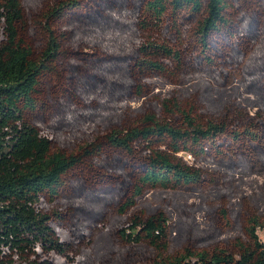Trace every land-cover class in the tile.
<instances>
[{"label":"trees","instance_id":"trees-1","mask_svg":"<svg viewBox=\"0 0 264 264\" xmlns=\"http://www.w3.org/2000/svg\"><path fill=\"white\" fill-rule=\"evenodd\" d=\"M263 5L264 0H55L36 20L44 31L37 43L27 37L31 25L22 0H0V264H38L40 254H65L64 241L54 227L60 211L49 213L45 203L66 194L76 170L89 167L98 172L88 163L103 156L115 168L118 181L108 178L111 173L105 171L96 180L106 179L108 185L125 181V169L131 174L122 160L134 162L135 181L132 178L130 190L116 198L78 184L71 208L96 215L100 208L95 203L101 197L120 214H127L148 189L193 187L202 184L208 172L212 182L221 174L236 179L237 174L263 173L264 11L256 13ZM187 18L185 30L182 21ZM162 24L165 31L160 30ZM149 27L160 31L141 34ZM57 31L71 32L65 39L67 45ZM190 35H196L192 44ZM173 37L180 49L168 42ZM186 46L191 47L190 64L181 53ZM85 47L90 49L84 51ZM77 51L88 59L74 63ZM63 60L72 62L70 68L62 65ZM162 62L184 69L189 65L202 75L206 69L213 78L225 77L230 83L237 79L239 84L234 83L235 92L228 97L234 106L222 112L215 107L213 115L205 117L203 107L186 108L172 96L163 98L159 111L147 112L139 124L113 125L120 111L109 119L111 125L102 137L83 144L79 152L56 147L54 138L33 119L46 107L43 79L49 73L58 78L59 86L65 77L73 86L79 81L74 74L80 73L87 76L85 83L81 91L70 89L71 94L81 104L96 99L102 104L90 111L92 121L80 127L90 133L109 111L127 110L113 98L148 90L149 83L143 79L150 71L166 70ZM207 82L201 78V84ZM241 90L247 92L244 102L258 107L254 114L234 100ZM69 111L64 118L72 121L74 111ZM107 150L123 158L119 162L112 155L107 157ZM181 151L217 165L203 170L190 164ZM225 164L230 172L222 169ZM220 212L222 217L228 211L221 208ZM243 225L248 240L239 238L233 250L222 246L199 249L191 244L167 255L168 216L157 208L144 218L133 217L130 232L121 228L120 237L127 243L153 247L156 257L148 264H264V241L256 232L259 225L264 226V208L247 210Z\"/></svg>","mask_w":264,"mask_h":264},{"label":"rangeland","instance_id":"rangeland-1","mask_svg":"<svg viewBox=\"0 0 264 264\" xmlns=\"http://www.w3.org/2000/svg\"><path fill=\"white\" fill-rule=\"evenodd\" d=\"M54 1L22 0L27 22L31 25L27 34L31 41L38 43L40 40L39 34H44L43 29L38 27L40 24L36 20L42 11L47 9ZM259 11H264V5L260 6L256 13L258 14ZM257 14L253 13L256 17L258 16ZM188 21L189 18L182 21V26L185 30L189 27ZM179 26L183 30L182 26ZM161 27L160 30H166L163 28V24ZM160 30L149 27L141 34L155 35ZM57 33L64 40L63 43L67 45L65 39L67 34L71 32H67L65 35L61 31H57ZM189 39L192 44L196 39V35H190ZM168 42L171 43L172 48H179V43L174 37L169 39ZM70 46V49H74V47ZM89 49V47H85L84 51ZM181 53L184 55V61L190 64L191 47H182ZM77 54L79 56L76 58L77 61H73L74 63L80 62V59H88L82 52L77 51ZM63 57L64 55L60 59H63ZM162 63L167 67L166 70L162 73L150 71L149 76L143 79L149 83L148 90L131 97H120V99L118 98L119 100L113 98V100H117V105L119 104L120 107L126 106L127 110L122 111L118 108L117 110L109 111L106 116L101 117L99 126L91 127L90 133L81 130L80 127L84 122L92 121L90 120L92 119L90 111L102 108V104L97 99L92 100L89 105L81 104L75 98L76 95L71 94L70 90L76 88L77 91H81L87 76L76 73L74 74L75 81L79 80L76 84L72 86L65 77L64 85L59 86L56 85L58 78L54 77L53 72H51L43 79L46 107L43 111L37 113L33 119L43 133L54 138L56 147L79 152L83 144L93 140L98 135L102 137V132L111 125L109 119L113 116H118L120 111L117 121L113 125L139 124L147 112L154 113L156 110L159 111V101L163 98L172 96L186 108L196 107L199 109L203 107L205 112L201 113L205 117H211L215 107L222 112L226 108L234 106L233 100H229L228 97L229 94H234L233 85L234 83L239 84L237 79L230 83L225 77L213 78L206 69H203L206 74L202 75L200 71L195 73V69L190 68L189 65H186L184 69L174 63L169 65H166L165 62ZM70 64L72 62H62V65H67L69 68ZM57 65L59 66L60 64ZM174 70H177L178 73H174ZM201 78L207 79V84H201ZM101 86L107 93L106 86L103 84ZM246 94L247 92L241 90L236 94L234 100L238 99V102L246 105L249 112L254 114L258 107L244 102ZM96 98L102 99L99 96ZM69 110L74 111L72 112V121L64 118L66 112H71ZM140 151L137 150V152ZM140 154L144 155L146 152L141 151ZM179 154L184 156L190 164L206 171H210L212 166L217 165L215 162H209L207 158L195 160L193 156L184 151ZM110 155L114 159L117 158L120 162L122 157L120 153H113L112 150H107V155L105 156L108 157ZM95 160H89L90 163L88 165L92 164L93 168L97 169L98 172L91 170L89 167L76 170L71 175L76 184L71 182L72 186L56 202L45 203L49 213H53L54 210L60 211L61 217L58 220V216L54 218V227L64 241L65 250L63 253L65 254L55 251L49 254H40V258L37 260L38 264H148L156 257L155 249L145 243L131 244L125 242L120 237V229L123 228L126 232H130L129 221L133 217L144 218L157 208H163L168 216L170 234L169 239L166 240L168 251L164 252L167 255L180 252L186 245L191 244L199 249L222 246L233 250L236 248L234 243L239 238L242 241L248 240L243 225L246 211L255 210L256 208L262 210L264 208V172L237 174L236 179H229L221 174L216 182H212V175L208 172L203 183L193 187L183 186L179 188H153L146 190L143 195L136 199L135 204L127 214H120L114 204L106 203L107 200H101V197H98L100 201L98 200L99 202L95 203V206L100 208L96 215L79 208L75 210L76 208H71V204L76 200L74 192L77 190L78 184H81L91 192H100L104 196L119 198L120 196L123 197L127 189L130 190L129 184L132 178L135 181L136 166L133 161L126 162L125 160H122L121 163L128 165L127 167L132 169L131 172L127 169L131 173L128 174L124 167L121 168L125 169L123 170V173L126 174L125 181L115 185H108L106 179L96 180L98 176L102 175L100 171H105V173H111L108 178L118 181L115 178V168L104 161V156L97 160L98 163H95ZM226 163L229 164L228 162ZM222 169L225 170V173L230 172L226 164L223 165ZM241 175L244 177L242 178ZM221 208H225L228 211L222 217ZM256 232L258 237L264 241V226L259 225Z\"/></svg>","mask_w":264,"mask_h":264}]
</instances>
